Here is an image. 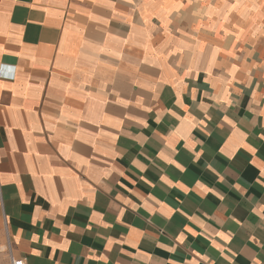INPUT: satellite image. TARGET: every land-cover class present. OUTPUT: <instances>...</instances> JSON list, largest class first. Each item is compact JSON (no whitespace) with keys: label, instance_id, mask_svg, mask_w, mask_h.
I'll list each match as a JSON object with an SVG mask.
<instances>
[{"label":"crops","instance_id":"crops-1","mask_svg":"<svg viewBox=\"0 0 264 264\" xmlns=\"http://www.w3.org/2000/svg\"><path fill=\"white\" fill-rule=\"evenodd\" d=\"M0 214L25 264H264V0H0Z\"/></svg>","mask_w":264,"mask_h":264},{"label":"rangeland","instance_id":"rangeland-1","mask_svg":"<svg viewBox=\"0 0 264 264\" xmlns=\"http://www.w3.org/2000/svg\"><path fill=\"white\" fill-rule=\"evenodd\" d=\"M10 240L8 236V231L0 214V264H9V258L13 256L10 254Z\"/></svg>","mask_w":264,"mask_h":264},{"label":"built area","instance_id":"built-area-1","mask_svg":"<svg viewBox=\"0 0 264 264\" xmlns=\"http://www.w3.org/2000/svg\"><path fill=\"white\" fill-rule=\"evenodd\" d=\"M11 264H25L23 259L15 258L14 256L11 257Z\"/></svg>","mask_w":264,"mask_h":264}]
</instances>
